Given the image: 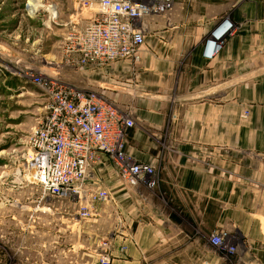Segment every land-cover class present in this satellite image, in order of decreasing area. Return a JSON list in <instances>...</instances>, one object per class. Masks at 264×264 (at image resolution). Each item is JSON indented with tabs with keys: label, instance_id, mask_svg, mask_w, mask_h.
I'll list each match as a JSON object with an SVG mask.
<instances>
[{
	"label": "crops",
	"instance_id": "obj_1",
	"mask_svg": "<svg viewBox=\"0 0 264 264\" xmlns=\"http://www.w3.org/2000/svg\"><path fill=\"white\" fill-rule=\"evenodd\" d=\"M85 12L69 19L82 24ZM225 19L233 27L206 57L205 41ZM142 25L136 67L76 70L81 88L135 107L126 152L155 170L154 188L130 186L104 158L89 179L109 195L96 221L114 229L111 264H264V8L175 0ZM220 230L228 238L219 249L209 238ZM166 254L178 263H147Z\"/></svg>",
	"mask_w": 264,
	"mask_h": 264
},
{
	"label": "rangeland",
	"instance_id": "obj_2",
	"mask_svg": "<svg viewBox=\"0 0 264 264\" xmlns=\"http://www.w3.org/2000/svg\"><path fill=\"white\" fill-rule=\"evenodd\" d=\"M53 1L61 14L55 21L47 10L52 0H40L42 6L33 12L30 0H0V264H97L103 240L111 241L112 263L114 229L99 231L96 206L82 218L76 199L45 193L27 167L28 137L47 102L33 79L82 85L62 44L70 15L79 10L86 16L85 9L77 0ZM238 1L264 8V0ZM132 106L127 107L134 119ZM170 255L147 263H178L177 256Z\"/></svg>",
	"mask_w": 264,
	"mask_h": 264
},
{
	"label": "built area",
	"instance_id": "obj_3",
	"mask_svg": "<svg viewBox=\"0 0 264 264\" xmlns=\"http://www.w3.org/2000/svg\"><path fill=\"white\" fill-rule=\"evenodd\" d=\"M172 0H77L90 11L82 24L69 19L62 50L76 70L129 60L133 68L140 61L145 43L142 20L164 13ZM49 18H58L56 5H47ZM51 11V12H50ZM224 20L205 41L204 55L213 57L232 29ZM47 97L45 109L28 137L27 167L34 182L45 193L78 202L82 218L109 195L105 188L88 183L103 159H108L128 185L156 186L155 170L135 161L126 152L127 131L133 126L131 110L121 108L95 90L70 83L33 79ZM228 238L224 230L210 235V242L222 247ZM98 264H111V241L103 240ZM124 250V247H122Z\"/></svg>",
	"mask_w": 264,
	"mask_h": 264
},
{
	"label": "bare ground",
	"instance_id": "obj_4",
	"mask_svg": "<svg viewBox=\"0 0 264 264\" xmlns=\"http://www.w3.org/2000/svg\"><path fill=\"white\" fill-rule=\"evenodd\" d=\"M40 0H30V4L28 5L29 9L33 12L38 10L41 7ZM49 8V7H48ZM50 10V8H49ZM51 12V11H50Z\"/></svg>",
	"mask_w": 264,
	"mask_h": 264
}]
</instances>
